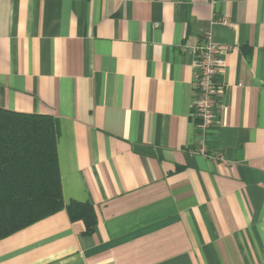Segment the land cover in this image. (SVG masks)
Segmentation results:
<instances>
[{
	"label": "crops",
	"instance_id": "0c3cea01",
	"mask_svg": "<svg viewBox=\"0 0 264 264\" xmlns=\"http://www.w3.org/2000/svg\"><path fill=\"white\" fill-rule=\"evenodd\" d=\"M210 32L229 50L202 155ZM0 109L58 121L65 203L0 264H264V0H0Z\"/></svg>",
	"mask_w": 264,
	"mask_h": 264
},
{
	"label": "trees",
	"instance_id": "16d2710c",
	"mask_svg": "<svg viewBox=\"0 0 264 264\" xmlns=\"http://www.w3.org/2000/svg\"><path fill=\"white\" fill-rule=\"evenodd\" d=\"M59 136L58 121L51 116L0 109V241L65 208ZM91 210L78 203L68 206L72 218ZM94 218L93 212L87 216L89 232Z\"/></svg>",
	"mask_w": 264,
	"mask_h": 264
},
{
	"label": "built area",
	"instance_id": "2783aa9c",
	"mask_svg": "<svg viewBox=\"0 0 264 264\" xmlns=\"http://www.w3.org/2000/svg\"><path fill=\"white\" fill-rule=\"evenodd\" d=\"M229 19L222 18L213 20L211 25H228ZM229 49H220L212 33H208L203 43L193 47L195 56V75L196 81L194 88L197 91L192 104V116L198 120L197 129L199 139L203 145L199 150L202 155H207L205 139L215 126L217 121V110L220 107L217 99L224 94V89L220 87L218 78L221 71L226 66V57Z\"/></svg>",
	"mask_w": 264,
	"mask_h": 264
}]
</instances>
